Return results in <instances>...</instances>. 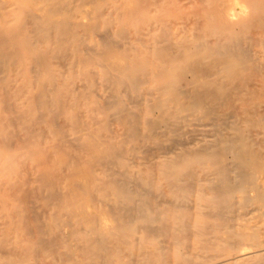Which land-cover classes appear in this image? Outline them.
Returning a JSON list of instances; mask_svg holds the SVG:
<instances>
[{"label":"bare ground","instance_id":"1","mask_svg":"<svg viewBox=\"0 0 264 264\" xmlns=\"http://www.w3.org/2000/svg\"><path fill=\"white\" fill-rule=\"evenodd\" d=\"M0 264H264V0H0Z\"/></svg>","mask_w":264,"mask_h":264}]
</instances>
